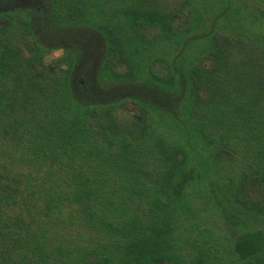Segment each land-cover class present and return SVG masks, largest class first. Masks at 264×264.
Returning a JSON list of instances; mask_svg holds the SVG:
<instances>
[{
  "label": "trees",
  "instance_id": "16d2710c",
  "mask_svg": "<svg viewBox=\"0 0 264 264\" xmlns=\"http://www.w3.org/2000/svg\"><path fill=\"white\" fill-rule=\"evenodd\" d=\"M89 1L54 15L65 42L21 20L60 80L0 25V264H264V0Z\"/></svg>",
  "mask_w": 264,
  "mask_h": 264
},
{
  "label": "rangeland",
  "instance_id": "374dc122",
  "mask_svg": "<svg viewBox=\"0 0 264 264\" xmlns=\"http://www.w3.org/2000/svg\"><path fill=\"white\" fill-rule=\"evenodd\" d=\"M86 1V0H85ZM120 2L119 0H115V3ZM85 3V2H84ZM111 0H92L89 1L87 6V10L89 12V15L86 18H94L96 19V14L94 12L97 9H104V10H110ZM90 4H92L90 6ZM131 4V3H129ZM128 4V5H129ZM178 0H148L145 1L144 4L141 2L138 4L141 7H145L146 9L162 12L166 15L170 16V13H178ZM30 7V11L26 10L25 8ZM64 7H67V9H64ZM76 7H81V0H72L70 2H66V0H0V11L1 12H7L10 13H16L15 15L12 14V16H0V25L6 21L7 28L5 29L6 32L11 34V42L15 46L16 44L19 46V53H21V56L24 58L26 57L28 62H30V67H32V64H35L37 66V69H39L42 65L48 67H52L55 73L54 75L59 78V80L63 77L65 73V68L67 66V60L65 58L64 53L61 52L60 48H54L50 51L43 50V62L41 64H36L37 58L32 56H29V50L26 48V46H23V40L26 39L30 41V36L26 33L27 31L21 24V20L27 16L32 19L33 21V28L36 34L38 35H48L52 32V30H55V28H63L68 27L66 26L65 19L63 21H56L54 20V15H63L68 9L69 11L73 12L75 11ZM136 8L134 4L130 7V9ZM18 12V13H17ZM92 15V16H90ZM76 17V16H75ZM64 18H69V15H67ZM181 18L178 17H169V20L174 23L177 20L179 21ZM11 31V32H10ZM112 34L119 37V34L121 35H132L134 37L136 36H147L146 30L144 27H137V28H129L126 27L125 29L115 28L112 31ZM50 35H53L54 37L48 38L47 42H65V40H61L63 36H56L54 35V32ZM113 37V36H112ZM111 41H113L111 39ZM95 45H92L89 49L92 53H99L100 45L98 43H94ZM119 46L118 43L113 42L112 43V49H117ZM123 46H120V48ZM96 56V55H95ZM112 61L115 66H119L120 68H123L125 66V62L123 58L119 55L118 52H113ZM136 107L135 105L129 101L124 100L121 101L116 109V114L119 115V117H132L133 113H136ZM124 127H128L130 123L123 121L122 122ZM137 128L134 125L130 126V133L134 136L133 143L136 145L138 143V132ZM132 139V138H131ZM92 176H90L91 178ZM127 181H122L119 176L116 174H113L111 176V185L114 187H123ZM126 197V196H124ZM127 199V197H126Z\"/></svg>",
  "mask_w": 264,
  "mask_h": 264
}]
</instances>
